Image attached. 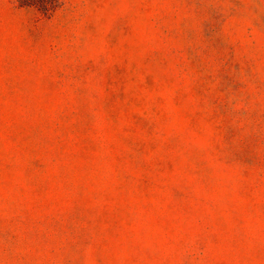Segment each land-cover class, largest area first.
I'll use <instances>...</instances> for the list:
<instances>
[{
    "label": "rangeland",
    "instance_id": "374dc122",
    "mask_svg": "<svg viewBox=\"0 0 264 264\" xmlns=\"http://www.w3.org/2000/svg\"><path fill=\"white\" fill-rule=\"evenodd\" d=\"M0 0V264H264V0Z\"/></svg>",
    "mask_w": 264,
    "mask_h": 264
},
{
    "label": "trees",
    "instance_id": "16d2710c",
    "mask_svg": "<svg viewBox=\"0 0 264 264\" xmlns=\"http://www.w3.org/2000/svg\"><path fill=\"white\" fill-rule=\"evenodd\" d=\"M20 7L36 10L40 15L50 17L61 6V0H17Z\"/></svg>",
    "mask_w": 264,
    "mask_h": 264
}]
</instances>
